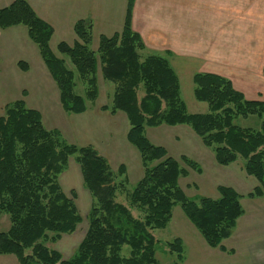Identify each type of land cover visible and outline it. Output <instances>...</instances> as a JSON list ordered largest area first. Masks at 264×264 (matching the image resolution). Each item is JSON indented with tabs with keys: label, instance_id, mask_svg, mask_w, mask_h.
<instances>
[{
	"label": "trees",
	"instance_id": "trees-1",
	"mask_svg": "<svg viewBox=\"0 0 264 264\" xmlns=\"http://www.w3.org/2000/svg\"><path fill=\"white\" fill-rule=\"evenodd\" d=\"M133 4L134 0H127L122 29L109 37L101 35L96 50L90 47L91 22L82 19L73 26L77 40L72 45L57 44L84 83V95L75 93V73L50 48L51 25L26 0L0 8V28H27L59 91L63 111L82 113L88 101L97 99V72L115 84L111 103L101 109L125 114L126 139L138 151L143 167V176L127 194V206L116 199L127 185L123 163L113 170L93 145L66 142L59 130L45 128L40 112L27 107L23 99L6 104L0 115V215H8L10 227L0 231V254L15 255L19 264H158L153 230L167 226L177 204L210 247L220 246L230 236L243 213L241 196L231 186L220 184L217 198L187 197L180 178L188 176L189 170L200 173V165L182 154L179 160L189 170L181 166L164 146L147 138L145 127L188 125L213 151L218 165L242 158L245 173L258 182L246 196H264V100L246 99L222 75L197 72L192 77L193 95L207 104L208 111L189 113L180 96L179 78L167 58L157 54L142 58L145 45L131 28ZM18 65L27 68L22 61ZM237 116H255L258 128L236 125ZM70 157L79 167L91 204L84 237L64 257L46 243L73 233L83 219L74 190L68 196L58 179ZM132 208L142 215L134 216ZM167 245L175 255L169 264H183L181 239Z\"/></svg>",
	"mask_w": 264,
	"mask_h": 264
},
{
	"label": "crops",
	"instance_id": "crops-1",
	"mask_svg": "<svg viewBox=\"0 0 264 264\" xmlns=\"http://www.w3.org/2000/svg\"><path fill=\"white\" fill-rule=\"evenodd\" d=\"M13 1L0 0V8ZM26 1L37 16L53 28L49 41L52 51L59 42L72 45L77 40L73 26L80 19L91 22L92 41L96 42L97 49L101 35L109 37L122 29L127 6V0ZM131 28L140 35L146 55L167 58L177 76L178 67L193 74H219L228 78L246 99L264 100V0H134ZM19 61L26 63L27 68L21 69ZM36 71L42 75L41 81L33 77ZM17 99H23L27 107L38 110L43 122L47 114L55 118L62 114L65 118L55 82L23 25L0 28V115L6 104ZM103 105L109 104L87 106L84 112L75 114L79 119L71 120L72 128L65 127L61 135L70 133L69 143L74 144L71 141L78 139L80 146L91 144L105 158L120 159L123 157L120 148L134 152L126 143L127 119L121 111L102 110ZM205 108L201 107L199 112L187 111L204 113ZM57 123L47 129H56ZM60 125L61 122L59 130ZM183 132L193 136L188 129ZM166 133L175 142L181 137L170 134L169 129ZM196 142L194 139L195 147L202 152L195 160L201 167L198 174L204 176L207 171V178L215 180L221 176L222 182H214L216 195L213 198L218 197V185L231 186L241 196L243 213L230 236L218 247H210L191 222L181 221L177 238L183 244L182 263L264 264V196H246L258 185L257 180L245 173L239 158L220 166L213 151L201 149L204 148L201 140L198 143L201 148ZM127 161L130 167L124 164L126 177L132 169L130 159Z\"/></svg>",
	"mask_w": 264,
	"mask_h": 264
},
{
	"label": "rangeland",
	"instance_id": "rangeland-1",
	"mask_svg": "<svg viewBox=\"0 0 264 264\" xmlns=\"http://www.w3.org/2000/svg\"><path fill=\"white\" fill-rule=\"evenodd\" d=\"M96 42L91 41V49L96 50L95 48ZM145 49V48H144ZM140 51V54L143 57L146 56V52ZM53 52L63 58L65 60V65L68 69L72 70L75 73V83L76 86L74 88V91L76 94L79 95H84L85 91V85L82 83L81 79L79 78L73 64L70 62L69 58L67 55L60 53L57 50V47H53ZM179 70V83H180V96L182 100L185 102L187 110L189 111H195L199 112L201 111V107H207V104L205 102H200L194 98L193 95V82H192V77L194 74L190 72H183L182 69L178 67ZM36 76L38 81L42 80V75L39 72H35L33 77ZM32 77V78H33ZM97 78V88H98V98L95 101H88L87 106L92 107L95 104L98 103H111V98L112 94L115 88V84L112 81L105 80L101 72H97L96 74ZM30 77L27 76V80H29ZM143 92L142 89L140 88L138 90V95L142 96ZM201 106V107H200ZM208 111V108H205V112ZM65 118H62V114H60L59 117L55 118L52 117V115L47 114L44 115V122L43 125L45 128H51L54 124L57 122V127L59 126V123L61 122V130L57 129L62 132L64 128L70 129L71 127V120L73 119H79L78 116H75V114L72 113H67L64 112ZM69 119V120H68ZM127 119V118H126ZM236 125L241 126V127H252V128H258L259 120L255 116H248V117H242V116H237L234 118L233 121ZM120 123V121H119ZM119 123L117 126L121 127V123L119 126ZM65 124V125H64ZM76 123L75 127H78ZM126 127H129L128 121L126 122ZM186 127V128H182ZM72 128V127H71ZM170 131V134H180L181 137L177 142L173 140L172 137H168V134L166 131ZM183 129H188L190 133H192L193 136L186 134L183 132ZM145 135L148 136L155 142L156 144H160L164 146L167 151L169 152L170 155L175 157L181 166L186 167L184 163L179 160L180 155H185L186 157L192 159V160H197V156L201 157V153L194 145V139H196V143L199 146L200 143V138L194 133V131L188 126H182V125H165L162 124L157 127H145ZM62 136L68 141H70V133H63ZM66 141V142H67ZM68 141V142H69ZM74 144L80 145V141L78 139H73ZM127 145L133 149L134 152H129L128 149L125 148H120L119 153L123 156L120 159H114L111 160L108 157L107 160L113 170H116L117 166L122 162L123 164L127 165L129 168V162L127 159L129 158L131 163V171L129 170L128 175H127V185H126V190H124L121 193L117 194V201L130 206L129 205V200L127 194H129L136 182L143 176V167L140 163V155L138 151L131 145L129 142H127ZM202 145V144H201ZM201 148V146H199ZM204 148L201 149H208L207 147L203 146ZM207 151L211 152L210 149ZM129 153V154H128ZM135 153V154H134ZM197 155V156H196ZM205 159H207L205 155ZM239 161H243L242 158H239ZM136 160V161H135ZM237 165V164H236ZM187 168V167H186ZM189 170V168H187ZM221 169H226V168H221ZM204 176L199 175L198 173L192 172V170H189V174L186 177H181L180 178V187L182 188L184 194L191 198V199H196L199 196H207L210 198L215 197L216 193V187L214 182L217 181L218 183L222 182L220 181L221 176L218 175L217 179L215 180L214 177L207 178V171ZM59 183L63 189V191L70 196V191L74 190L75 192V197H74V202L76 204V207L78 209L79 214L82 216V221L80 224L77 226L76 230L73 233L70 234H64L61 236V238L56 242V243H50L47 242L46 245L50 248H55L58 251H60L64 257H68L72 254L73 250L76 248L78 243L82 240L84 237V234L87 229V221H86V214L88 212V209L91 204V198L88 193V191L83 187L82 185V177L81 173L79 170L78 165L75 163L72 157L69 158L68 164L66 169L59 175ZM71 197V196H70ZM132 213L134 216H140L142 215L141 211L132 208ZM187 218L183 214V211L180 207L179 204L175 205L172 209V217L170 222L167 224L165 228L161 229H155L153 230V235L155 239L157 240L156 248H155V258L157 260L158 264H169L172 262V260L175 258V255L169 251L167 242L172 241L173 239L177 238L179 236V224L181 221H186ZM189 221V220H188ZM10 227V220L7 214H1L0 215V231L6 232ZM0 264H19L15 255L13 254H0Z\"/></svg>",
	"mask_w": 264,
	"mask_h": 264
}]
</instances>
